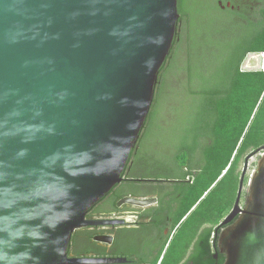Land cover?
<instances>
[{
	"label": "water",
	"instance_id": "95a60500",
	"mask_svg": "<svg viewBox=\"0 0 264 264\" xmlns=\"http://www.w3.org/2000/svg\"><path fill=\"white\" fill-rule=\"evenodd\" d=\"M178 21V0H0V264L124 262L68 246L122 181ZM254 155L216 236L224 264H264V147Z\"/></svg>",
	"mask_w": 264,
	"mask_h": 264
},
{
	"label": "flooded vegetation",
	"instance_id": "af4514ba",
	"mask_svg": "<svg viewBox=\"0 0 264 264\" xmlns=\"http://www.w3.org/2000/svg\"><path fill=\"white\" fill-rule=\"evenodd\" d=\"M178 12L175 46L165 62L162 76L159 73L156 89L159 86L160 91L169 90L173 86L166 82L167 70L175 58L177 46L181 49V56H185L188 27L192 23L197 34L196 37L194 35L197 50L193 59L197 81L195 105L199 106L206 96L199 83L201 71H208L201 68V58L223 57L236 66L243 53L247 56L260 53L250 52L249 49L255 45L248 43L252 34L263 25L264 0H178ZM205 33L214 38L216 49L200 51L199 40ZM243 65L239 64L238 71H246ZM158 92L156 90L155 97ZM177 104L174 108L176 113H180ZM172 108L164 105L161 112L168 116L158 118L154 130H151L147 118L121 175L122 181L87 211L85 221L90 224L72 234L69 258L124 261L105 264H163L167 261L169 252L165 248L168 239L187 208L185 202L193 196L198 174L210 163L209 148L218 135L214 131H206L203 125L200 134L184 132L186 123L183 119L176 122ZM254 153L245 157L242 170L247 157ZM254 157L257 158L254 162L257 166L260 154L250 158L247 167ZM223 220L214 228V241ZM193 231L187 251L181 253L185 257L171 255L167 264H195L193 257L199 235ZM211 252L216 260L222 255L217 246Z\"/></svg>",
	"mask_w": 264,
	"mask_h": 264
},
{
	"label": "trees",
	"instance_id": "16d2710c",
	"mask_svg": "<svg viewBox=\"0 0 264 264\" xmlns=\"http://www.w3.org/2000/svg\"><path fill=\"white\" fill-rule=\"evenodd\" d=\"M194 35L196 37L197 34L194 24L191 23L188 27V42L186 44L185 56H181V49L177 46L174 54L175 58L167 70L169 73L167 72L168 77L166 82L177 88L179 93L176 94L170 91V89L160 91L158 86L155 89V94L156 90L159 92L154 97L153 110L149 113L148 117L151 130H154L153 126L156 125V120L164 114L161 112L164 105L168 107L173 106L174 108L178 103L180 113H176V108H172L174 110L173 116L177 123L180 119L185 121L184 123H186L187 128L184 129V132L200 134L203 131V125L206 126V131L218 133L217 137L212 140L209 148L210 163L205 170L203 169L198 174L196 183L194 184L196 189L198 186H203V192L197 200L184 210L179 222L187 216L225 171L226 174L221 181L229 175H233V177L239 179L243 171L241 165L245 157L264 147V73L257 70L238 71L239 64H244L247 58V54L245 53L240 56L236 66H233V61H225L223 57H203L201 58V68L208 71H201L199 83L204 89L203 93L206 96L202 104L196 106L195 93L197 81L195 79L196 66L194 64L193 53L197 50V40L194 39ZM199 42L201 43L200 51H212V49L217 48L213 46L215 45L214 38L211 39L206 33ZM248 44L255 45V48L249 49L250 52H264V20L262 27L252 34ZM173 46H175V43ZM164 66L165 64L160 70L161 76ZM243 120L244 124H242ZM212 121H215L214 125H212ZM239 128V137L235 142L232 154L228 160L226 159L225 162L221 163L218 158L225 155L227 141L234 133L239 131ZM248 181L245 178L244 183H248ZM205 182L210 185L208 186ZM204 185L207 186L204 187ZM234 198V194L228 192L222 209L219 210V216L212 220L204 219L202 228L200 227L199 232L198 230L195 231L199 235L198 246L193 257L195 264H224V256L220 255L219 259L216 260L213 252H211L217 246L212 234L214 228L233 209ZM202 202H200V205Z\"/></svg>",
	"mask_w": 264,
	"mask_h": 264
},
{
	"label": "rangeland",
	"instance_id": "374dc122",
	"mask_svg": "<svg viewBox=\"0 0 264 264\" xmlns=\"http://www.w3.org/2000/svg\"><path fill=\"white\" fill-rule=\"evenodd\" d=\"M200 30H202V29L200 28ZM209 34L211 36H213V34H211V32ZM211 36H209V37H211ZM258 64H259L258 59L247 57L243 66H244L245 70L251 71V70H256L258 67ZM170 91H173L176 94L179 93V90H177V88H175L174 86H172L170 88ZM165 116H168V114L165 113V114L161 115V118H164ZM242 124H244V120H243ZM239 132H240V128H239V131L237 133H234L232 135V137L227 141V148L225 150V155H222V157L218 158V160L221 163L225 162L226 159L228 160V158L232 154L235 142H236L237 138L239 137ZM255 161H257L256 157L251 159L249 162L247 174L245 177L246 181L250 180L251 174L254 171V169L256 168V166L254 164ZM241 166H242L241 168H243V165H241ZM219 170H220V168H219ZM217 171H215V172H217ZM211 172H212V170H211ZM215 172H214V174H215ZM225 174H226V171L209 188V190L204 194V196L199 200V202L191 209V211L187 214V216L184 217L179 222L176 230L172 233V235L168 239L167 246H166L165 250L168 251L169 254L167 256V261L163 264H167V262L170 260L169 258L171 255H177V254L185 253L187 251L188 245H189L190 240L192 238V231L198 230V232H199V229L202 226L204 219L212 220V219H215L219 216V212H220L219 210L222 209V205L224 203V200L226 199V195L228 194V192L229 193L232 192L234 194V197H235L234 198V204H235V201H236V198H237L238 192H239L240 178L238 179L236 177H233V175H229L221 181V179L223 178V176ZM208 181H210V180H208ZM205 183H207V182H205ZM207 185H208V183H207ZM207 185H204V187ZM247 188H248V183L245 182L244 187H243V191L241 194V201H240L241 206H244V204H245ZM202 189H203V186H198L197 189L195 188V191L193 192V196H191L189 198V201L185 202V207L188 208L191 205V203H193L195 200H197L199 198L200 194H202V192H203ZM202 200H205V201L202 202ZM200 202H202L201 205H200ZM188 217H189V219H188ZM203 227H205V226H203ZM166 251L163 253V255L166 253ZM181 255H182V258L185 257L184 254H181Z\"/></svg>",
	"mask_w": 264,
	"mask_h": 264
},
{
	"label": "built area",
	"instance_id": "2783aa9c",
	"mask_svg": "<svg viewBox=\"0 0 264 264\" xmlns=\"http://www.w3.org/2000/svg\"><path fill=\"white\" fill-rule=\"evenodd\" d=\"M247 57L258 59L259 64H258V67H257L256 70L257 71H261L262 73H264V52H260V53H258L256 55H248Z\"/></svg>",
	"mask_w": 264,
	"mask_h": 264
}]
</instances>
